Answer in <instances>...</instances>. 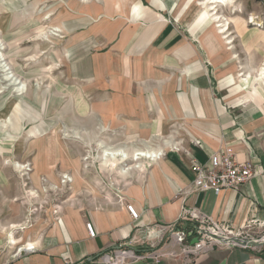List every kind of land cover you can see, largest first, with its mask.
<instances>
[{
  "label": "crops",
  "instance_id": "obj_1",
  "mask_svg": "<svg viewBox=\"0 0 264 264\" xmlns=\"http://www.w3.org/2000/svg\"><path fill=\"white\" fill-rule=\"evenodd\" d=\"M203 8L196 0L39 4L38 10L48 13L41 20L46 48H40V62L49 58L51 66L38 75L50 76L49 86L65 82L81 97L66 105L72 109L63 120L68 130L80 123L82 141L159 135L173 136L180 145L144 172L130 174L120 189L96 196L73 152L62 148L48 102L41 101L42 111L34 116L17 111L20 104L26 108L22 101L9 105L3 121L12 139H3L11 144L5 153L2 141L0 153L31 163L33 170L26 186L14 167L0 163V264H99L115 249L136 253L139 259L127 264H191L184 257H149L164 251L160 247L171 232L184 228V210L234 233L264 235V177L219 195L190 192L192 163L204 164L221 149L239 163L264 167V81L257 72L264 63V34L251 33L242 23L235 36L220 35L215 26L200 25ZM54 28L58 36L45 39ZM62 172L73 177V189L61 208L56 201L44 204L42 197L27 196V188L41 196L42 177L59 184ZM253 220L258 224L249 230ZM22 246L36 251L13 257ZM192 264H264V247H222Z\"/></svg>",
  "mask_w": 264,
  "mask_h": 264
},
{
  "label": "rangeland",
  "instance_id": "obj_2",
  "mask_svg": "<svg viewBox=\"0 0 264 264\" xmlns=\"http://www.w3.org/2000/svg\"><path fill=\"white\" fill-rule=\"evenodd\" d=\"M56 1L62 3L67 0H0V42L2 41L4 44V49L1 50L0 53L6 56L5 59L9 65L10 76H15V78L20 77L19 81L22 82L19 86L21 91H19L20 89H18V86L15 87L13 82H4L2 80L3 76L0 73V145L3 141L2 148L5 150V153H7L6 150L10 147L11 142L3 139L5 137L12 139V136L9 134L7 121L3 120L9 113V110H11L8 109L10 108L8 107L9 105H13L14 102L22 101L26 108L22 107L20 104L17 111L34 116V114L37 115L42 111L40 102L47 101L49 104V107H46L47 115L52 121L56 122V130L61 137L60 141L62 143V148L66 150L69 149V152H73L74 163L79 165L82 177L86 179L85 181L90 182V192H94L96 196H101L105 190H113L117 187L120 189L128 176L122 177L116 172L112 173L108 171V168L100 164L99 157L101 150L97 146L100 140L82 141L73 138H62V132L66 126L63 124L64 117L72 110L71 108H67L66 105L69 101L71 102L73 97L75 100H80L81 97L79 94L76 96L77 92L73 91L72 86L65 84V82L59 81V84L57 83L49 86L51 77L38 75L41 67L51 66L49 58H46L45 63L40 62V48L41 46L42 48H46V45L41 41L42 33L40 32V27L43 25L41 24V20L44 19L48 13L38 10V6L39 4L48 5ZM235 1V8H233V10L226 5L218 8V12L229 17L233 21V25H235L231 27L230 35L235 36L236 30L238 29L237 27L241 26L242 23L246 24L247 30H250L251 33L254 32L258 35L264 34V0ZM238 11H241V13ZM252 17L256 18L258 26L263 24V28H258L256 25H249L248 22L251 21ZM49 32V34H43L45 39H48L49 35L53 33L51 30ZM239 34L243 35L241 31ZM18 83L20 84V82ZM74 129L81 132L83 127L80 123H75L73 130ZM172 132H174L173 129L171 130V133ZM101 140L108 145L112 144V146L132 141L125 139ZM135 141L137 140L135 139ZM91 149H95L94 154ZM88 151L92 154L89 155L90 152ZM10 158L11 157L8 155H4V157L1 155L0 163L12 167H14L13 164L16 162L25 164L17 160H10ZM85 158H88V160L84 161ZM86 165L87 167H85ZM62 174H67V172L59 173L60 182V176ZM18 176L20 177V174H18ZM60 182L57 184L61 187L60 192L55 193L54 191H48L44 193L41 190L42 194L40 197H42V201H56L58 205H61L62 202L67 200V194H70L68 193L70 191L64 190L62 186H60ZM30 191H33V189L27 188V192ZM84 191L87 192V189L85 188ZM27 196H30V194L28 193Z\"/></svg>",
  "mask_w": 264,
  "mask_h": 264
},
{
  "label": "built area",
  "instance_id": "obj_3",
  "mask_svg": "<svg viewBox=\"0 0 264 264\" xmlns=\"http://www.w3.org/2000/svg\"><path fill=\"white\" fill-rule=\"evenodd\" d=\"M259 27V26H258ZM263 28V27H262ZM20 164V163H15ZM14 164V167H15ZM21 165V164H20ZM192 171L195 175L194 181L191 185V191H214L219 195L224 190L236 189L255 177H264V167H257L252 162L239 163L236 161L233 153L228 149H221L213 153L210 159L204 163H198L194 161L192 163ZM17 170V169H16ZM31 163L22 164V169L17 170L20 176L25 180V185H30V173L32 172ZM60 186L66 191L72 190L73 177L67 173L62 174ZM41 190L44 193L48 191L60 192L61 187L53 185L48 182V179L42 177L40 179ZM32 200L40 198V194L37 190L28 192ZM42 194V193H41ZM48 201H43L46 204ZM60 205H57L59 208ZM133 220H138L139 215L133 206H126ZM184 228L178 231L170 233L165 244L160 248H163V252H155L149 257H184L189 263H193L199 257L209 254L216 249L222 247L232 248H247L240 246L234 242L223 243V240H230L233 238L247 239L255 242L264 241V235L255 233H234L232 230L222 225L216 224L211 221L207 216L197 213L192 210H184L180 217ZM258 224L257 220L250 222L249 230L254 228ZM87 231L91 238H96L97 233L91 223L86 225ZM169 228V227H168ZM167 227H161V230L165 232ZM191 233V235H190ZM196 239L197 242L192 243V240ZM165 245V246H164ZM179 249V252L176 251ZM256 249V248H255ZM23 251L32 253L36 251L35 247H27L26 249L21 247L13 255L18 257ZM141 258V257H140ZM139 259L136 253L130 249H115L109 253H105L101 256L99 264H127L128 260Z\"/></svg>",
  "mask_w": 264,
  "mask_h": 264
},
{
  "label": "bare ground",
  "instance_id": "obj_4",
  "mask_svg": "<svg viewBox=\"0 0 264 264\" xmlns=\"http://www.w3.org/2000/svg\"><path fill=\"white\" fill-rule=\"evenodd\" d=\"M80 1L89 2L92 0H80ZM96 1H101V0H96ZM196 1H199L200 4L204 7L202 18L199 20L200 25L202 27L215 26V28H217L218 34H220V35L230 33V27L233 25V21L229 17L219 13L218 8H221V6L226 5L233 10V8H235L234 7V5L236 3L235 0H196ZM238 12L241 13V11H238ZM248 24L249 25H256L258 27V23L256 22V18H254V17L251 18V21L248 22ZM262 25L263 24H260L258 28H261ZM51 31L53 32V33H51L52 35L55 34V36L56 35L58 36V34H59L58 29L54 28V29H51ZM49 33L50 32H48V34ZM227 36H229V35H227ZM3 49H4V44L1 41L0 42V51ZM5 58H6V56L4 54L0 53V69H1L0 73L3 76L2 80L4 82H7V81L10 83L13 82V85L15 87L18 86V89H20L19 86L22 83L21 81H19L20 77L15 78V76L14 77L10 76L9 65L7 64ZM251 71H253V70H251ZM250 72H248V74ZM257 72H259L260 79L264 81V63H263V67L260 69V71L258 70ZM18 82H20V84ZM19 91H21V89ZM101 129H103V128H101ZM78 131L79 130L76 129V130H73L71 133V131H69L68 128L65 126L64 131L62 133H63V136L65 138L70 139L73 136L79 140L84 139V138H82L81 133H79ZM82 131H84V130H82ZM179 145H180V142H177L175 140V138H173V136L165 139L159 135L154 136L151 140H137V141L132 140V141H129L126 143H121V144H118L115 146H112V144L108 145L102 140H100L97 143V146L101 150V154L99 157L100 164L102 166H104L105 168H108L109 169L108 171H110L112 173L116 172L117 174H119L122 177L129 176L130 173H132L133 171L134 172H144L146 170L147 165H149L150 163L156 162L157 160H160L165 155L166 150L177 149V148H179ZM87 160H88V158L84 159V161H87ZM85 167H87V165ZM15 169L21 171L22 164L21 165L15 164ZM59 208H61V207H59ZM22 225L23 224H21V226ZM13 226H15V225H13ZM42 240H41V242H42ZM36 247H38V246H36ZM15 249H16V247H15Z\"/></svg>",
  "mask_w": 264,
  "mask_h": 264
},
{
  "label": "water",
  "instance_id": "obj_5",
  "mask_svg": "<svg viewBox=\"0 0 264 264\" xmlns=\"http://www.w3.org/2000/svg\"><path fill=\"white\" fill-rule=\"evenodd\" d=\"M191 235V233H190ZM197 242L196 239L192 240V243H195ZM236 243L240 246H244V247H247V248H262L264 247V241L262 242H255V241H252V240H247V239H240V238H233V239H230V240H223V243L227 244V243Z\"/></svg>",
  "mask_w": 264,
  "mask_h": 264
}]
</instances>
